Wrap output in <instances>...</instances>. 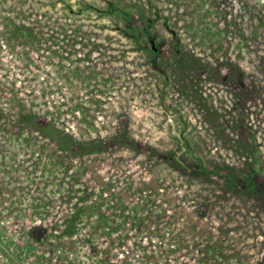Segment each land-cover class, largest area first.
I'll return each mask as SVG.
<instances>
[{"label":"rangeland","instance_id":"1","mask_svg":"<svg viewBox=\"0 0 264 264\" xmlns=\"http://www.w3.org/2000/svg\"><path fill=\"white\" fill-rule=\"evenodd\" d=\"M0 264H264V0H0Z\"/></svg>","mask_w":264,"mask_h":264},{"label":"trees","instance_id":"2","mask_svg":"<svg viewBox=\"0 0 264 264\" xmlns=\"http://www.w3.org/2000/svg\"><path fill=\"white\" fill-rule=\"evenodd\" d=\"M151 49V51L153 52V53H159V49L157 48V47H154V48H150ZM220 169H222V168H220ZM223 170V169H222ZM221 171V170H220ZM223 178H225V179H230V176H229V174H227L226 172H222V174H220ZM70 228V227H69ZM72 230V228H70V231ZM65 231H69V230H67V228H66V230Z\"/></svg>","mask_w":264,"mask_h":264},{"label":"built area","instance_id":"3","mask_svg":"<svg viewBox=\"0 0 264 264\" xmlns=\"http://www.w3.org/2000/svg\"><path fill=\"white\" fill-rule=\"evenodd\" d=\"M2 251H5L4 248H2ZM2 254V253H1Z\"/></svg>","mask_w":264,"mask_h":264}]
</instances>
